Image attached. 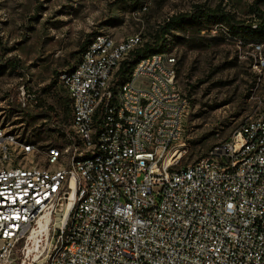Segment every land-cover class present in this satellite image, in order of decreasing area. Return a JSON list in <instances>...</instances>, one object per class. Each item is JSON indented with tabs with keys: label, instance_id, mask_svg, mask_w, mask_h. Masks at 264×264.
<instances>
[{
	"label": "built area",
	"instance_id": "2783aa9c",
	"mask_svg": "<svg viewBox=\"0 0 264 264\" xmlns=\"http://www.w3.org/2000/svg\"><path fill=\"white\" fill-rule=\"evenodd\" d=\"M143 43L90 40L60 76L71 120L50 126L61 140L38 161L0 126V264H264V106L175 168L189 107L175 57L116 77ZM18 90L23 109L38 105Z\"/></svg>",
	"mask_w": 264,
	"mask_h": 264
},
{
	"label": "rangeland",
	"instance_id": "374dc122",
	"mask_svg": "<svg viewBox=\"0 0 264 264\" xmlns=\"http://www.w3.org/2000/svg\"><path fill=\"white\" fill-rule=\"evenodd\" d=\"M197 5L252 29L232 30L225 21L202 17L177 24L165 36L167 53L176 59L177 84L189 102L177 143L183 154L174 167L205 158L264 106V22L259 29L253 14L264 13V0H0V126L33 144L38 161L61 136L46 119L25 114L19 87L53 109L56 127L67 126L71 113L60 76L77 63L88 35L117 41L139 35L152 43L169 19ZM10 59L18 60L23 75L5 63ZM21 262L15 258L13 264H31Z\"/></svg>",
	"mask_w": 264,
	"mask_h": 264
},
{
	"label": "trees",
	"instance_id": "16d2710c",
	"mask_svg": "<svg viewBox=\"0 0 264 264\" xmlns=\"http://www.w3.org/2000/svg\"><path fill=\"white\" fill-rule=\"evenodd\" d=\"M253 14L257 17L258 19V27L259 29H262V24L264 22V13L255 10ZM204 19H215V20H222L227 23V25L230 26L232 30H240L242 32H251V26H241L238 23H235L232 18L228 14H224L222 12H218L217 10H208V9H203L201 6H194L192 11L190 13H185V14H180L178 16L172 17L171 19L168 20L159 30L156 39L152 43H143L142 47L136 49L134 52H132L129 56V59L124 61L119 68V71L116 74V77L118 79H122L123 76L128 73L133 65L142 58L149 57L154 54H163L167 53V41L165 36L169 32V30L176 26L177 24L183 22V21H193V20H199L200 18ZM261 31V30H260ZM256 32L255 34H257ZM91 35H88L83 42L81 49L82 51L85 50L86 46L90 42L89 38ZM89 40V41H88ZM7 65H9L14 71L17 72L18 75H23L20 72V69L18 67V60H7L5 62ZM60 74L56 73L55 78H57ZM25 114L27 116L33 117V118H43L47 120V124L50 127L53 125L55 120L57 119V114L53 111L52 108H43L40 105H37L33 109H26L24 110Z\"/></svg>",
	"mask_w": 264,
	"mask_h": 264
},
{
	"label": "bare ground",
	"instance_id": "6f19581e",
	"mask_svg": "<svg viewBox=\"0 0 264 264\" xmlns=\"http://www.w3.org/2000/svg\"><path fill=\"white\" fill-rule=\"evenodd\" d=\"M182 152L178 151L174 154V157H177L178 159H180L182 157Z\"/></svg>",
	"mask_w": 264,
	"mask_h": 264
}]
</instances>
